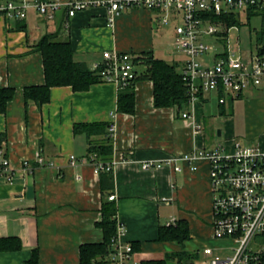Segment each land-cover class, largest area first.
I'll return each mask as SVG.
<instances>
[{"label": "crops", "instance_id": "obj_1", "mask_svg": "<svg viewBox=\"0 0 264 264\" xmlns=\"http://www.w3.org/2000/svg\"><path fill=\"white\" fill-rule=\"evenodd\" d=\"M161 13L135 6L111 24L101 6L78 10L71 17L59 9L50 20L31 9L21 19L0 13V88L14 89L0 112V147L15 168L11 181L0 176V239L13 237L11 243H20L17 249H0V264H83L80 245L102 241L98 222L105 201L114 204L115 220L125 225L124 238L135 243L139 261L181 249V244L158 237L159 226L175 219L188 223L190 239L185 248L197 250L194 264H210L212 256L232 253V239L213 235L207 161L200 158L198 168L191 170L176 159L184 165L176 171L168 159L202 147L233 149L239 142L233 133L234 102L254 90L264 96V88L225 94L223 101L220 91L211 90L181 108L158 107L151 80L138 76L132 113L116 110L117 84L103 78L82 90L70 84L53 85L49 101L41 104L24 99V87L44 82L36 44L45 34L70 40L73 58L89 68L104 50L136 56L150 53L176 64L171 45L174 22L162 24ZM144 69L142 63L136 64L137 74ZM183 111L188 116L182 117ZM216 119L223 121L216 133L224 134L222 142L208 132ZM97 121L113 125L112 133L108 127L107 131L117 163L106 188V174L95 173L92 164L83 161L89 155L85 134L73 131L75 122ZM262 137L257 142L264 147V132ZM38 152L45 157L42 165L36 163ZM70 154L77 157L75 163L70 162ZM27 159L32 169L21 170ZM144 161L152 166L143 168ZM109 194L115 199L110 200ZM203 247H210L212 253H205ZM85 264L112 263L106 254Z\"/></svg>", "mask_w": 264, "mask_h": 264}, {"label": "built area", "instance_id": "obj_2", "mask_svg": "<svg viewBox=\"0 0 264 264\" xmlns=\"http://www.w3.org/2000/svg\"><path fill=\"white\" fill-rule=\"evenodd\" d=\"M101 6L106 10V19L112 23L114 18L128 8L140 6L161 11L162 24L173 21L172 48L184 55L179 72L186 82L189 101L196 100L200 94L217 90L223 95L236 94L253 87L264 88V55L252 51L243 58L240 49L229 45L228 35L222 41L225 28L223 22L210 18L209 14H245L250 7L263 8L264 0H0V13L6 18H25L28 11L34 10L50 20L55 11L65 9L68 16L78 10ZM232 27V26H231ZM226 31V34H228ZM208 38H211L208 39ZM99 60L91 68L99 69L102 78L113 81L117 87L135 83L137 76L136 55L127 51L104 50ZM183 111V116H188ZM112 133L113 125L109 126ZM228 150L222 145L212 148L185 151L168 159L173 169L180 171L183 166L191 170L198 168L197 161L203 158L208 163V178L211 192V220L215 238L233 240L232 254L214 255L210 264H264L262 253L264 244L259 241L264 234V147L255 144L234 143ZM36 163H45V157L36 154ZM94 155L85 157L92 164L95 173L100 170L113 171L117 159L96 160ZM181 160L184 165L175 162ZM77 157L70 154V162ZM158 165V164H156ZM141 166L149 168L152 163L144 161ZM21 170H31L29 160H23ZM15 173L9 157L0 147V176L11 181ZM110 200L114 194L108 195ZM116 233L111 238L112 247L108 252L112 264H139L135 257L132 242L125 237L126 227L116 220ZM211 254L210 247H203Z\"/></svg>", "mask_w": 264, "mask_h": 264}, {"label": "trees", "instance_id": "obj_3", "mask_svg": "<svg viewBox=\"0 0 264 264\" xmlns=\"http://www.w3.org/2000/svg\"><path fill=\"white\" fill-rule=\"evenodd\" d=\"M259 14L261 18L260 27L255 30V47L257 53L264 55V7H250L246 18ZM210 18L223 22L225 28L237 26L240 23L238 14L229 13L222 15L209 14ZM227 29L222 31L224 37ZM43 59L44 82L39 85H28L24 87V99L33 100L37 104L49 101L50 88L53 85L70 84L74 89L82 90L91 83L102 78L100 70L89 68L84 62L76 61L73 58L72 45L70 40H58L54 35H42L36 44ZM135 63H142L145 69L137 74L152 82L153 103L158 107L174 106L181 108L187 103L190 96L188 86L181 77L177 64L155 57L150 53L139 54ZM135 79V80H136ZM13 87L0 88V112H4L6 105L13 94ZM116 110L122 112L134 111V83L126 84L118 88ZM109 124L97 122H75L74 133H83L88 140L89 155H94L96 160L109 161L112 156V139L107 131ZM87 156V157H88ZM106 174L103 177L104 187L112 180V171L100 170ZM99 173V174H100ZM106 188V187H105ZM101 219L98 225L103 231L102 241L81 244L79 255L81 263H89L97 256L103 257L108 254L112 247V237L116 233L115 206L110 201H105L101 206ZM158 237L161 240L177 242L182 245L181 249L166 251L162 256L146 258L139 261V264H194L198 258V252L194 249L185 248L190 239L189 227L184 219H175L167 225H160ZM13 237L0 239V249H17L20 243H11ZM17 240V239H16ZM259 241L264 244V234L260 235ZM134 247L135 243L132 242ZM264 258V252L262 253ZM32 261H37L36 250L33 251Z\"/></svg>", "mask_w": 264, "mask_h": 264}, {"label": "rangeland", "instance_id": "obj_4", "mask_svg": "<svg viewBox=\"0 0 264 264\" xmlns=\"http://www.w3.org/2000/svg\"><path fill=\"white\" fill-rule=\"evenodd\" d=\"M239 19L240 23L237 26H232L228 29V41L232 48L235 50L240 49L243 58H247L253 50H256L255 30L260 27L261 18L259 14H255L248 19L245 14L241 13ZM166 28L169 27L166 26ZM208 39L211 40V38ZM183 57L181 52L174 49V58L177 60L176 64L178 69L180 68V61ZM247 95L248 98H242L234 102L235 120L233 123V133L239 143L255 144L257 140L263 138L264 96H260L262 93L256 90L249 92ZM222 124L223 121L221 119H216L212 128L208 130L210 134H213V138L217 142L224 140V134L221 136L216 134L217 128L222 129Z\"/></svg>", "mask_w": 264, "mask_h": 264}, {"label": "water", "instance_id": "obj_5", "mask_svg": "<svg viewBox=\"0 0 264 264\" xmlns=\"http://www.w3.org/2000/svg\"><path fill=\"white\" fill-rule=\"evenodd\" d=\"M219 133H220L219 130H217V134H218V135H219Z\"/></svg>", "mask_w": 264, "mask_h": 264}]
</instances>
